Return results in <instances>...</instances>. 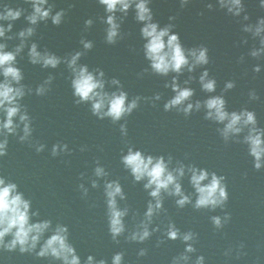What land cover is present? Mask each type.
Listing matches in <instances>:
<instances>
[{
	"label": "water",
	"instance_id": "1",
	"mask_svg": "<svg viewBox=\"0 0 264 264\" xmlns=\"http://www.w3.org/2000/svg\"><path fill=\"white\" fill-rule=\"evenodd\" d=\"M6 2L13 7L25 8V16L31 12V6L24 0ZM50 2L56 5L54 12L61 8L67 10L64 22L60 26L53 25L50 20L41 22L29 43L35 41L41 51L47 48L63 57L83 50L81 38L92 40L94 48L81 58L80 63L88 64L90 70L102 68L109 81L113 77L120 79L130 100L135 96L154 97L156 93L161 94V100L155 103L141 100L132 115L118 123L109 118L100 120L92 114L90 104L75 103L71 74L66 65L61 64L57 69L32 65L26 48L18 57V66L24 71L23 83L33 89L22 101L32 118L33 133L29 142H20L17 136H9L8 154L0 158V174L20 185L21 191L33 201V210L39 209L40 218L51 219L53 226L62 223L69 227L70 241L82 260L91 254L111 264L116 252H124V264H172L186 247L182 239L172 241L165 237L166 226L172 221L182 233H196L194 246L197 251L189 254L192 264L199 255L205 256L206 264H264V169L258 171L254 168L247 145L235 141L225 143L217 131L222 125L205 120L203 109L188 117L176 110H164V103L174 95L171 88L164 86L171 81V75L161 77L144 73L148 63L143 56L140 25L134 19V12H130L122 25L124 38L109 45L105 40L107 25L100 19L105 12L98 0ZM208 3L216 4V0H192L184 8L179 0H153L152 8L161 26L170 22V16H176L171 22L175 23L174 31L180 33L185 47L203 44L209 48L211 62L206 67L217 80L215 94L225 95L229 111L244 107L254 110L260 126L264 127V71H253L256 64L264 65V58L258 60L249 55L253 47H259V41L242 31L244 23H255L264 16V9L259 7L258 0H245L251 19L243 21L242 17L228 15L218 4L209 10ZM90 18L94 24L86 29L85 21ZM27 26V21L21 17L15 22L13 32L18 34ZM244 39L248 40L247 44L243 43ZM7 43L9 50L14 49L20 43L18 35ZM242 56L243 62L240 61ZM202 71L197 69L191 74L196 76L190 84L196 89L193 101L206 99L209 95L201 90L198 82ZM49 75L55 77L49 92L37 96L35 88ZM189 75L186 72L180 77L182 85ZM229 80L235 81L236 87L224 93V85ZM107 90L114 91L115 87L109 83ZM252 90L260 99H250ZM125 123L127 136L120 130V125ZM57 143L67 144L69 151L53 156L52 147ZM37 144L46 145L45 150L37 152ZM129 146L146 154L166 158L171 155L173 166L176 161H183L225 176L228 202L223 209L197 210L192 205L181 209L175 204V198L165 194L164 210L154 217L152 225L153 228L159 225L161 230L143 243L129 241L127 236L143 219L150 199L143 182L136 183L121 163V155ZM97 161L109 173L108 177L95 176ZM115 179L121 182L127 195V200L119 201V205L130 209L125 218L128 231L118 238V243L108 231L104 195L105 180ZM92 180H97L99 187L93 188ZM182 183L186 192L194 191L187 175ZM80 184L88 189L87 196L83 195ZM226 212L231 219L223 228L217 229L211 217H223ZM161 240L164 242L160 243ZM142 248L147 249V255L143 257L138 255ZM0 264L59 262L21 254L17 250L0 252Z\"/></svg>",
	"mask_w": 264,
	"mask_h": 264
},
{
	"label": "clouds",
	"instance_id": "2",
	"mask_svg": "<svg viewBox=\"0 0 264 264\" xmlns=\"http://www.w3.org/2000/svg\"><path fill=\"white\" fill-rule=\"evenodd\" d=\"M24 2L31 6V12L26 16L25 8L13 7L10 2L0 0V76L3 77L0 79V158L8 154L9 136H17L20 142H29L33 133L32 118L26 105L22 103L25 96L31 94L33 89L23 83L24 71L18 66V57H21L26 48L27 58L32 65H39L44 69H57L61 64L66 65L71 74L75 103L90 104L92 114L100 120L109 118L113 123H118L125 117L131 116L140 106L141 100H152L153 103L161 100L160 93H156L154 97L135 96L130 100L120 79L113 77L109 81L102 68L90 70L88 64L80 63L81 58L94 48L92 40L81 38L80 44L83 50L74 51L63 57L47 48L41 51L40 45L35 41L29 43L36 35L37 27L41 22L47 23L50 20L53 25L60 26L64 22L67 10L61 8L54 12L56 5L50 0H24ZM191 2L192 0H179L181 8ZM152 3L153 0H98V4L105 12L100 19L107 25L106 43L115 45L124 38L122 25L130 12H134V19L140 25L139 36L142 40L143 56L148 63L144 73L151 72L161 77L171 75V81L166 82L164 86L171 88L174 95L164 103V110L166 112L176 110L185 117L190 116L194 111L205 110V120L222 125L217 131L225 143L235 141L246 144L248 154L253 158L254 168L258 171L264 169V127L260 126L257 113L247 107L229 111L225 95L215 94L217 80L206 67L211 62L209 48L203 44L185 47L180 33L174 31L175 23L171 22L176 20V16H170V22L161 26L155 18ZM216 4L232 17H242L243 21L251 19L246 10L245 0H216ZM216 4L208 3L207 8L212 10ZM258 4L264 9V0H258ZM21 17H24L28 26L17 34L13 29L15 22ZM93 24V19H87L85 28L90 29ZM242 31L259 41V47H253L249 55L258 60L264 58V16H260L255 23H244ZM17 35L20 43L9 50L7 41L15 39ZM243 43L247 44L248 40L244 39ZM243 60L242 56L240 61ZM197 69H203L198 82L201 90L209 95L206 99L193 101L196 89L190 84L196 80V76L191 74L196 73ZM253 71L261 73L264 71V65L256 64ZM186 72L190 75L182 85L180 77ZM54 79L53 75H49L35 88V94L46 95ZM109 83L115 87L114 91L107 90ZM235 87V81L229 80L225 83L223 92L226 93ZM249 96L251 100L260 99L255 90L250 91ZM120 130L127 136L126 123L120 125ZM35 148L37 152H43L46 145L37 144ZM68 151L67 144L57 143L52 147L53 156ZM121 163L136 183L143 182V188L150 197L143 219L127 236L129 241L143 243L149 240L154 232L161 230L159 225L155 228L152 225L154 217L164 210L165 194L167 197L175 198V204L181 209L187 205H192L197 210L223 209L229 200L225 176L195 164H185L183 161H176L173 166L171 155L166 158L164 155L146 154L134 146H129L127 152L121 155ZM94 174L102 178L109 176L99 161ZM186 175L194 190L191 193L185 191L182 183ZM92 187H99L97 180H92ZM80 189L84 196L88 195V189L83 184H80ZM104 195L107 204L108 231L112 239L118 243V238L128 231L125 218L129 215L130 209L121 208L119 205V201L127 200V195L118 179L105 180ZM40 217L39 209L33 210V201L21 191L20 185L0 174V252L18 250L21 254H33L39 259L46 258L59 264H108L106 259L98 260L91 254L86 260H82L77 248L70 241L69 227L62 223L53 226L51 219ZM230 219L231 216L227 212L223 217L220 215L211 217L217 229L223 228ZM164 235L172 241L182 239L186 245L184 253L175 257L172 264H192V257L189 254L197 251L194 246L196 233L193 231L182 233L174 222L169 221ZM240 247L243 249L244 246ZM138 255L141 257L147 255V249H140ZM111 264H124V252H116L112 256ZM194 264H206L205 256H197Z\"/></svg>",
	"mask_w": 264,
	"mask_h": 264
}]
</instances>
